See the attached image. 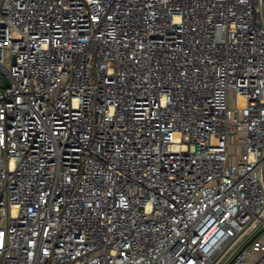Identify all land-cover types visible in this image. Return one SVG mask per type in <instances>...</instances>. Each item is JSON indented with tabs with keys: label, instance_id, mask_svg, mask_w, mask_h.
<instances>
[{
	"label": "built area",
	"instance_id": "2783aa9c",
	"mask_svg": "<svg viewBox=\"0 0 264 264\" xmlns=\"http://www.w3.org/2000/svg\"><path fill=\"white\" fill-rule=\"evenodd\" d=\"M0 264H264V0H0Z\"/></svg>",
	"mask_w": 264,
	"mask_h": 264
},
{
	"label": "water",
	"instance_id": "95a60500",
	"mask_svg": "<svg viewBox=\"0 0 264 264\" xmlns=\"http://www.w3.org/2000/svg\"><path fill=\"white\" fill-rule=\"evenodd\" d=\"M5 83H6V85H8V82H7V80H6V82H5Z\"/></svg>",
	"mask_w": 264,
	"mask_h": 264
}]
</instances>
